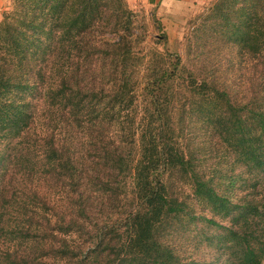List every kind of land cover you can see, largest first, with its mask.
I'll return each instance as SVG.
<instances>
[{"label": "trees", "instance_id": "trees-1", "mask_svg": "<svg viewBox=\"0 0 264 264\" xmlns=\"http://www.w3.org/2000/svg\"><path fill=\"white\" fill-rule=\"evenodd\" d=\"M10 3L0 174L25 200L0 192V264H262L264 88L241 103L178 54L147 58L125 0ZM207 20L264 59V0Z\"/></svg>", "mask_w": 264, "mask_h": 264}, {"label": "rangeland", "instance_id": "rangeland-1", "mask_svg": "<svg viewBox=\"0 0 264 264\" xmlns=\"http://www.w3.org/2000/svg\"><path fill=\"white\" fill-rule=\"evenodd\" d=\"M215 2L216 0H195L173 10L168 7L162 12L160 7L142 3L136 6L126 4L134 13L133 30L140 34L142 43L138 45L145 53L143 55L148 58L157 52L178 54L186 71L184 79H187L189 73L197 79L207 76L212 83L233 95L234 100L244 103L250 97L255 98L257 90L264 88V59H254L239 53L237 47L211 29V21L207 18L211 15ZM11 7L10 3L3 10L0 20ZM11 176V167L5 176L0 174V192L8 191L7 195L12 200L16 198L15 202L19 203V199L25 198L19 195L17 198L15 192H12L14 183H10ZM14 210L17 211L18 208ZM18 216L10 209L9 223L12 224ZM218 254L216 249H203L199 257L205 261H213L218 258Z\"/></svg>", "mask_w": 264, "mask_h": 264}, {"label": "crops", "instance_id": "crops-1", "mask_svg": "<svg viewBox=\"0 0 264 264\" xmlns=\"http://www.w3.org/2000/svg\"><path fill=\"white\" fill-rule=\"evenodd\" d=\"M195 0H126L129 6H136L137 4H144L149 5L151 7H160V12L164 11L168 7L169 9L178 8L180 6H183L184 4H191V2H194ZM11 0H0V17L4 9L8 5H10ZM172 10H170V13H172Z\"/></svg>", "mask_w": 264, "mask_h": 264}]
</instances>
